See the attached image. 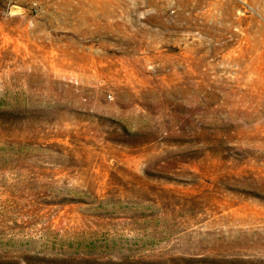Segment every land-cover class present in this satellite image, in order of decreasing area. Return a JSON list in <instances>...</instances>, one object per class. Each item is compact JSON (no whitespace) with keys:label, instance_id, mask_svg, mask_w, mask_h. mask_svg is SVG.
<instances>
[{"label":"rangeland","instance_id":"1","mask_svg":"<svg viewBox=\"0 0 264 264\" xmlns=\"http://www.w3.org/2000/svg\"><path fill=\"white\" fill-rule=\"evenodd\" d=\"M0 264H264V0H0Z\"/></svg>","mask_w":264,"mask_h":264}]
</instances>
